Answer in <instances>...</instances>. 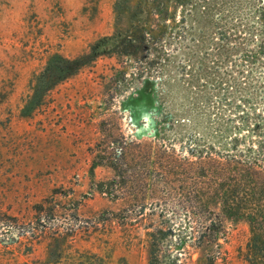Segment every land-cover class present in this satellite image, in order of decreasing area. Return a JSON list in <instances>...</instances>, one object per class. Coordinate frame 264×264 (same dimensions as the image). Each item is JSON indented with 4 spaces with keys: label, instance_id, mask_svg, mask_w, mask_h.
I'll return each mask as SVG.
<instances>
[{
    "label": "rangeland",
    "instance_id": "obj_1",
    "mask_svg": "<svg viewBox=\"0 0 264 264\" xmlns=\"http://www.w3.org/2000/svg\"><path fill=\"white\" fill-rule=\"evenodd\" d=\"M148 20V52L103 44L28 112L49 60ZM147 148L151 161L213 148L264 163V0H0V264H149L143 224L195 223L170 193L149 198L155 168L158 189L142 197ZM130 205L156 214L121 219ZM224 230L217 244L158 242V264H252L246 220Z\"/></svg>",
    "mask_w": 264,
    "mask_h": 264
},
{
    "label": "trees",
    "instance_id": "obj_2",
    "mask_svg": "<svg viewBox=\"0 0 264 264\" xmlns=\"http://www.w3.org/2000/svg\"><path fill=\"white\" fill-rule=\"evenodd\" d=\"M123 5V2L117 4L118 12ZM147 13L151 16L152 11L148 8ZM137 16V12H135L133 17L137 18ZM150 21L131 26L130 35H124L121 31H117L114 36L100 40L91 47L88 55L81 58L68 60L55 57L49 60L37 79L33 89V100L27 107L28 112L32 111L36 101L54 83L69 75L74 68L81 66L87 60H92L94 54L103 44L112 43L116 48H120L122 53H135L136 50L148 52L157 41L155 37L146 36L148 28L152 27L148 24ZM147 149L149 150L147 151ZM147 149L144 152L147 167L143 168V174L136 177L144 190L142 197L146 199L149 197V191L154 187L158 189V186L153 185L152 187L147 182V179L151 178L150 171L153 173L155 170L160 173L159 178L162 186L149 198L166 201L165 195L170 193L172 198L176 199L174 200L177 202L176 206L195 223L187 229L163 220L160 223L148 222L143 224L142 228L150 246L149 264H158L157 257L160 251L157 246L158 242L176 235L177 237L188 238L190 243L198 247L204 243L217 244L221 236L225 234V221L233 219L246 220L252 229L253 236L247 245V258L252 260V264H257V261H264V163L248 158L242 152L221 154L212 150L213 148L207 151L190 150L191 155L187 157L176 156L173 151L164 149L154 161H151L152 151L150 148ZM111 168L119 173L116 163H111ZM153 168L155 169L153 170ZM170 176H173L172 181L176 180L178 184L171 191L169 190V182L166 180ZM202 179L207 181L206 187L195 188L194 185L200 183ZM122 181L126 182L128 179L123 177ZM190 185H192L191 188ZM131 195L135 197V193ZM203 196L207 199L202 202ZM177 198L180 199L177 200ZM210 203H213V207L209 206ZM133 206L130 205V209L124 210L129 213L126 216H121V219H130V214L135 211V214L138 213L141 218L145 215L153 216L156 214L153 210L150 214H143L144 210L141 206L138 210H136V206V208ZM163 206L164 208L158 210L159 218L165 217L167 214V207ZM40 210L41 207L38 211ZM68 229L71 231L72 228ZM59 234L61 232L57 229V232H53L50 237L55 241ZM59 258L58 254L49 252L51 261H56Z\"/></svg>",
    "mask_w": 264,
    "mask_h": 264
}]
</instances>
